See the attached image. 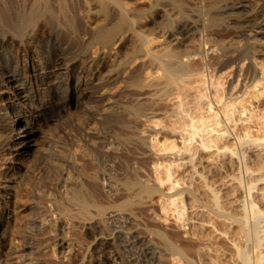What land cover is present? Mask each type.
<instances>
[{
  "label": "rangeland",
  "instance_id": "374dc122",
  "mask_svg": "<svg viewBox=\"0 0 264 264\" xmlns=\"http://www.w3.org/2000/svg\"><path fill=\"white\" fill-rule=\"evenodd\" d=\"M186 1L184 9L172 10L171 5L166 0H150V2L148 0H138L137 4L142 5L141 7L144 9L147 7L145 10L150 5L158 4L159 9H166V11H163V18L157 19L156 28H153V30L146 25L153 13L148 14L149 11L147 13L143 11L139 14H132L133 16L131 15V20L127 23L126 28H131L133 33L122 52L119 53L120 55L117 53V49H103L91 40L92 30L102 24L101 21L104 20V15L100 13V8L94 5L92 0H74L69 2L72 3V5L68 4L69 11L71 10L72 12L73 9L74 17L76 16L75 25L73 29H69L66 36L62 39L57 40L54 38L49 44L50 49L60 48L63 50L66 55L65 63L69 66L68 74L65 72L57 74L59 85L69 82L74 85L86 83L80 66L73 63L79 58L89 61L102 56L106 58L107 66L110 70L117 66L119 69L124 67V71L123 69L121 70L119 78L109 74L110 76H107V81L105 80L103 84L90 86V90L94 95L99 96V99H74L73 104L70 105L68 101H65L70 96V93L66 90L65 92L63 91L64 97L57 98L52 96L47 99V92L43 94L44 89L47 88L45 85L38 88L39 92L24 99L26 101L28 99H39V102H32L38 107L45 102H52L51 105H45L48 108L40 119L35 148L24 157L15 158L10 155L13 147L11 140L14 131L20 129L23 123L9 124V122H12L9 116L15 115V111L4 101V96L1 95L2 92L0 91V240L6 236L3 252L0 255V264H89V260L87 261L84 258L88 254L90 257H94L92 260L93 264H135L136 262L137 264H145L141 255L146 247L152 249V252L155 251L154 261L156 260V264L182 263H179L180 259L178 256H173V253L169 252L170 250H168L166 243H162L159 240L160 236L158 233L161 232L166 237L168 236L167 240L172 241L176 246L184 244L185 239H179V237L185 236L188 227L183 226V222L178 219L179 215H177L176 208L167 199L179 190L189 189L191 186L194 187L201 183L200 178L198 179V176L193 174V166L197 164L198 157L194 156V159L192 158L193 160H191L187 156L189 154L184 151L182 153L178 150L162 151V144L164 142L172 143V141H177V146H183L182 137L188 136L192 122L195 123L202 117L207 118L208 111L211 110L208 107L209 103L211 102L212 111H214L215 108L219 109L222 105V103H217L220 96L227 94L225 96L228 99L230 98V95H228V93L231 94L230 83L233 84L232 87L238 85L232 93L234 98H237L236 92L240 89L243 91L245 87L251 85L249 79L244 81L249 70V60L242 62L240 68H237V66L228 67L220 72H213L214 68L209 69L206 74L210 73L209 77L214 75L213 80L222 75L223 87H212L209 80V83L202 88V90L205 89L204 93L209 94V99L204 100L202 103L197 101L190 112L185 113L189 114V116L184 114L183 117L181 113H178L180 114V119H182L181 121L171 116H163L162 99L165 93L172 94L173 89L170 88L165 93L160 90H152L153 88L151 90L149 88L146 89L145 87L149 82L144 75L142 76L143 65L150 66L151 60L148 59L142 62L139 58L146 57V52L149 50V52L159 54L172 48L174 43L170 44V39L166 38V34L177 31L181 22L194 19L195 15H205L213 9V5L209 2L212 0L206 2H202V0ZM123 3L128 6L131 4L130 6H132L135 1L124 0ZM236 3L229 0L226 5L232 8ZM241 6H245V10L241 9V11H244V14L241 13L242 16L234 17L231 15V17L228 15L227 18L226 15L224 19L219 17L222 21L224 20L225 23L223 24L225 26L240 27L245 25L256 29L257 24H264V4L262 0H246ZM218 13H213L212 15L218 17ZM164 27L167 28L165 29ZM251 27L239 30V33L231 37H221L216 32L199 31L194 47L198 48L201 42L213 40V43L216 42L215 48L209 44L206 49L202 48L201 50L203 52L202 56L205 58L195 56L184 61L206 69L209 68L210 64L213 66L216 63L226 61L228 57L223 55L231 56L236 49L248 47L249 43L253 45L258 43L257 46L260 52L255 57L262 60L261 55L263 52H261V49L262 46L264 47V36L251 32ZM142 35L147 37L146 41L149 40L145 46L141 41ZM253 41L255 42L253 43ZM46 45H42L39 40H34L33 42L27 40V42L20 44L19 42H12L8 44L9 49L0 46V63L5 66L0 70V73L18 71L22 75L20 84L23 82L22 84L30 90L35 80L32 79L31 72L26 68L31 65L40 66L42 57H39L37 51L47 48ZM192 47L193 45L186 44L182 49H191ZM115 57H122L123 60L117 62ZM123 63L126 65V69ZM230 75L232 76L230 77ZM125 82L131 83L132 88L130 91H126ZM262 86H264V81ZM262 86L248 89L251 92L253 91L256 99L252 100L251 95H244L243 99L245 101L243 99L238 100L237 107L240 108L244 105L252 106L250 108L252 110L255 109L254 115H250V117H253L250 119L251 121L245 122L246 124L244 123V125L239 123V127H236L238 134L242 136L248 133L253 137L264 134V113L257 108L261 102H264ZM195 93L193 91V94ZM139 97L146 99L138 102L136 99ZM154 97L156 98L153 99ZM226 97L224 100H228ZM115 101L125 106L128 112L118 116L114 115L112 109H114ZM151 108H153L152 110L155 113H152L155 115L150 114ZM239 108L236 111H239ZM174 110L168 104V111L166 112L170 114ZM176 111L180 112L182 110ZM144 113L145 115H143ZM174 113L176 112L174 111ZM112 114L115 117H112ZM246 116L247 114H244L242 118ZM220 118H222L221 114ZM258 118L260 119L258 120ZM193 119L197 121H193ZM232 123L226 122L224 119L223 124L227 128H232L235 126L234 122ZM178 127L181 129L179 130ZM177 132L180 133L177 134ZM155 136L157 141L153 143L152 138ZM197 140H199V136H196ZM195 142L192 144L191 149L194 147ZM168 162L172 165L171 169L173 168L172 172L175 181L179 180V185L175 190H171L170 183L164 185L158 183L159 178H166L167 166L168 168L170 166ZM157 163H162L163 165H159L156 168L155 164ZM78 172L84 175L81 176ZM229 174L240 176L239 172L235 170L229 171ZM78 175L83 177L80 180L82 185L84 184L85 189H87V186V190H91L97 201L101 199L98 203L107 208L106 213L100 217L92 211L93 215H90V218H86L88 222L85 225L79 224L77 219L69 215L70 213L66 210L68 206V209L72 208L71 210L75 208L71 206V201L77 190L82 187L76 181L79 177ZM131 185H135L134 189L137 191L141 188L143 189V187L158 186L161 192L153 195V197L146 193H140V196L136 197V205L133 206L130 202H124L128 194L126 189ZM124 188L126 189L124 190ZM183 197L182 200L180 199V202H182V204L180 203L181 207L188 203L187 197ZM235 197L237 200L243 201L245 199L244 191H238ZM123 203H127L126 205L129 207H126ZM115 207H120L124 210L118 212L117 209L119 208ZM76 209L77 207L74 210L76 211ZM115 210L119 213L116 217V214L108 215V213ZM129 214L134 218H130ZM92 216L93 218H91ZM127 217H129V221ZM134 236L139 240L135 241ZM127 242H131V244L129 243L128 245ZM132 242H134V247H131ZM224 258L225 261L228 260V257L227 259L226 257ZM176 259L179 260L177 261ZM223 260L222 262H224Z\"/></svg>",
  "mask_w": 264,
  "mask_h": 264
},
{
  "label": "bare ground",
  "instance_id": "6f19581e",
  "mask_svg": "<svg viewBox=\"0 0 264 264\" xmlns=\"http://www.w3.org/2000/svg\"><path fill=\"white\" fill-rule=\"evenodd\" d=\"M73 1L74 0H0L1 47H5V49H7L8 44H11L12 42H19L20 44L27 42V40H29L30 42L39 40L42 45L47 44V48L37 51L39 57H42L40 66L31 65L26 68L29 72H31L32 79L35 80L34 85L30 90H28V88H26L24 84H22L23 82L20 84L22 75L18 71H10L5 74L0 73V91L2 92L1 95L4 96V101L8 103V106H10L13 111H15V115L9 116V118L12 119V122H9V124L23 123V126L20 129L14 131L11 140L13 147L10 155L15 158L24 157L28 155L30 151L33 150V148H35V140L36 136L38 135L40 119L41 117H43L44 112L48 108L45 105H51L52 103L51 101H48L38 107L37 105L32 104V102H39V99H28L27 101L24 99L30 97L36 92H39L38 88L42 85H45L47 87L44 89L45 91L43 93L46 94L47 92V99L51 98L52 96H55L57 98L61 97L63 96V91L65 92V90L69 92L70 96L69 98L66 96L67 98L65 101H68V104L70 105L73 104L74 99H99L100 97L94 95V93L90 90V86L103 84L109 74H113L114 76L119 78L121 75V70L124 68L121 66L122 69H119L116 66L112 70H110L107 66L106 58L102 56L89 61L79 58L72 62L80 66L82 75L84 79H86V83L84 82V84L74 85L72 84V82H69L64 85L61 84L62 86L59 85L57 81V74L60 72H65L68 74L69 66L65 63L66 55L63 50H61L60 48L50 49L49 44L54 38L57 40L62 39L64 36H66L70 28L73 29L76 22V16L74 17L75 14L73 13L72 8L69 7L70 9H72V12L68 9V4L72 5V3L69 2ZM92 1L94 5L100 8V13L104 15V20L101 21L102 24L92 30L93 32L91 33V40L93 41V43H97L98 45H100L103 49H117L118 54L122 52L128 39L132 36L133 31L131 30V28H126L127 23L129 22V20H131L130 18L132 14H139L143 11L144 13H147L149 11L148 14L153 13V15L151 14L152 17L150 18V20L146 22V25L150 27V29L152 28L151 30H153V28H156L157 19L163 18V11H166V9H159L158 4V6L150 5V7L145 10L147 7L144 9L143 7H141L142 5L140 6L139 3L137 4L138 0H129L135 1V3H133L134 5L132 6H130L131 4L128 6L126 3H123L124 0L123 2H121V0ZM148 1L150 2V0ZM206 1L208 0H202V2ZM228 1L229 0L209 1L210 4L213 5L212 11L210 10V12L205 15H195L194 19H186V22L180 23L177 31L174 30L175 32L166 34V38L170 39V44L174 43L173 47L171 45L172 48L166 51L164 50L165 52L162 51L163 53L159 54L149 52V50L148 52H146V57H138L142 60V62L148 59L151 60L150 66L143 65L144 67L142 76L144 75L145 79L149 82L146 87L144 86L146 89L149 88L151 90L153 88L152 90H160L164 93L168 92V89L170 88L173 89H171L173 91L172 94H163L164 98L162 99V109L164 110L163 116H171L176 120L180 119V114L178 113H181L183 116L185 113L190 112L197 101H200V103H202L204 100L209 99V94L204 93L205 89L202 90V88L205 87L207 83H209V80L211 81L212 87H223L224 84L222 83V75H219L220 77L213 80L214 75L212 77H209L210 73L206 74L207 72H209V69L214 68L213 72H220L228 67L237 66V68H240V64L242 62L249 60V70L244 81L249 79V81L251 82L250 86L245 87V90L243 91L242 89H240L235 93L237 95V98H234V94L232 93L234 92V90H236L238 85L232 87L233 84L230 83L229 88L231 90V94L226 92L228 93V95H230V98L228 99L225 96L227 94H223L218 98L219 100L217 103H222L219 109L215 108V110L212 111L213 106L210 102L208 107L211 110L208 111L207 118L202 117L199 119V121L193 119V121L196 120L197 122H192L190 126L191 130L188 136H181L183 146H177V141H172V143L164 142L162 144V151L166 152L168 150H178L180 153L184 151L189 154L187 156H189L191 160L194 159V156L198 157L197 164H194L193 166V174H195V176H198V179L200 178L199 180L201 181V183H199V185L197 184L194 187L191 186L189 189L181 191L179 190L173 195L169 196V198L167 199V201H169L170 204L176 208V211L178 212L177 215H179L178 219L183 222V226L188 227V230L185 232V236L183 235V237H179V239H185L184 244L182 246H176V244L174 245L172 241L167 240L168 236L166 237V235L162 234L161 232L158 233L160 236L159 240H161L162 243H166V245L168 246V250H170L169 252H172L173 256L176 255L179 257L180 260H178L180 261L179 263L182 262L181 264H264V134H262L261 136L258 135V137H253L249 133L247 135L245 134V136H242L238 134L236 130V127L239 123H242L244 125L245 122L251 121L250 119L253 117H250V115H254L255 113V109H250L252 106L248 107L243 105L239 108L237 107V104L238 100L243 99L244 95H251L252 100L256 99L253 91L251 92L248 89L261 87L262 82L264 81V47L262 46L261 49V52H263L261 55L262 60L255 57L260 52L257 46L258 43L256 45L249 43L248 47H244L238 50L236 49V51L231 56L223 55L224 57H228L226 61H219L220 63H216L213 66L210 64L211 67L209 66V68L206 69L194 66L184 61L185 59H190L195 56H202V48L206 49L209 44L213 45L212 47L215 48L216 42L213 43V40L201 42L198 45V48L194 47V44H196V36H198L197 34L199 33V31L204 30L203 32L207 33L216 32L221 37H231L239 33V30L241 31L247 27H251L245 25L240 27H230L223 24L225 22L224 20L222 21V19H224L226 15L227 18L228 15H232L234 17L239 15L242 16L241 13H243L244 11H241V9L245 8V6H241V4L243 5L246 0H232L237 2L232 8H229L226 5ZM166 2L171 5L170 7L172 8V10H177L184 9L187 1L166 0ZM262 2L264 4V0H262ZM180 13L182 14V12ZM213 13H218V17L216 15H212ZM219 17H222V19H220ZM252 29L251 32H255L256 35L264 36V24H257L256 29ZM146 40L147 37L142 35L141 41L144 46L148 44L146 42H148L149 40ZM254 42L255 41H253V43ZM186 44L193 45V47L191 49H182V47H184ZM144 49L146 51V47ZM1 57L3 56L1 55ZM115 58L117 62L123 60L122 57ZM120 64L121 62L119 63V66ZM4 67L5 66L0 63V70H2V68ZM242 70L244 71V69ZM231 76L232 75H230V77ZM124 86L126 91H130L132 88V85L129 82H125ZM262 89L264 90V86H262ZM193 91L196 93L193 94ZM215 92L217 91L215 90ZM241 93L242 95H240ZM262 93L264 95V91ZM225 97L228 100H224ZM155 98L156 97H154L153 99ZM144 99L146 98L139 97L136 99V101L140 102ZM168 104L173 110L176 109L182 111L178 112L174 110L176 113H174L173 111V113L169 114L168 112H166L168 111ZM237 108H239V111H236ZM257 108L262 113H264V102H261ZM152 109L153 108H151V110ZM216 109L218 110L217 112ZM112 110L113 114L117 116L122 113L128 112L127 108H125V106H122L118 101H115L114 109ZM152 112H154V110H152L150 114ZM237 112L238 114H236ZM113 114L112 117H115ZM220 114L222 118H220ZM244 114H247V118L245 117L246 119L242 118ZM143 115H145V113ZM187 116H189V114ZM26 118L28 119L26 120ZM224 119L226 120V122H230L231 124H233L232 122H234L235 126H233L232 128L225 127L223 124ZM259 119L260 118H258V120ZM181 120L182 119H180L179 121ZM178 129L180 130L181 128L178 127ZM178 133L180 132H177V134ZM196 136H199V140L197 141ZM152 141L153 143H155L157 141V137H153ZM194 142V147L191 149V146ZM168 163L170 164V162ZM189 163L191 164V162ZM159 165L161 166L163 164L157 163L155 164V167L157 168L159 167ZM171 167V164L169 168L167 166L166 178H159V181H157L160 185L170 183L171 190H175L179 185V180L175 181L172 172L173 168L171 169ZM234 170L239 172L240 176L229 174V171ZM79 174L81 176L84 175H82L81 173ZM80 175L78 176L80 177ZM79 177L76 179V181L79 182V185H81L82 187L77 190L71 201V206L75 208L77 207L78 210L76 209L75 211V208L73 209L74 211L71 210L72 208L68 209L69 206L67 207V209H65L70 213L69 215L77 219L79 224L81 223L85 225V223L88 222L86 218H88L90 215H93L92 211L100 217L101 215L106 213L107 208L98 203V201H100L101 199L97 201L91 190L89 189L92 194L89 192V190H87V186V189H85V187L83 186L84 184L82 185L80 180L83 177ZM135 187V185H131L128 189L124 188V190L126 189L128 193L124 202H130L133 206L136 205V197L140 196V193H146L149 196L151 195L153 197V195L161 192L158 186L143 187V189L141 188L139 189V191L134 189ZM241 190L245 193V199H243V201L237 200L235 197V194ZM183 196L187 197L188 203L186 202L187 205H182L181 207L180 203L182 204V202H180V199L182 200ZM123 204L126 205L125 203ZM127 206L128 205H126V207ZM115 208H119L117 209L118 212L124 210L120 207ZM118 212H116L115 210L111 213H108V215L116 214V217L119 214ZM129 217L134 218L130 214ZM129 217H127V220ZM91 218H93V216ZM158 234L156 233V235ZM133 238L136 239L135 236ZM5 239L6 236H4L0 240V255L3 252ZM137 239L135 241H137ZM134 242H132L131 247H134ZM127 243L128 245L129 243L131 244V242ZM154 252L155 251L152 252V249H149L147 247L143 249L142 255H140L143 257L142 260L143 262L145 261V264H156V260L154 261ZM89 253L91 254V252ZM88 256L89 254L84 258L87 259V261L89 260V264H93L92 260L94 257ZM224 257H226V259L228 257V260L225 261ZM142 260L140 261L142 262ZM222 260L224 262H222ZM135 264H137V262Z\"/></svg>",
  "mask_w": 264,
  "mask_h": 264
}]
</instances>
